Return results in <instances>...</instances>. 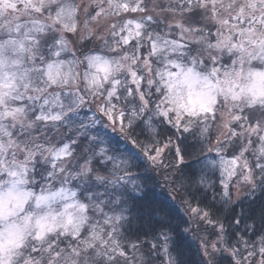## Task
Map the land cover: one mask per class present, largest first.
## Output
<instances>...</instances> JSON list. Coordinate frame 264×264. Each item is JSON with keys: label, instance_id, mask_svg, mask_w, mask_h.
Returning <instances> with one entry per match:
<instances>
[{"label": "snow or ice", "instance_id": "6c2138e0", "mask_svg": "<svg viewBox=\"0 0 264 264\" xmlns=\"http://www.w3.org/2000/svg\"><path fill=\"white\" fill-rule=\"evenodd\" d=\"M141 155L192 157L237 227L187 199L177 222ZM6 199L0 264H264V0H0Z\"/></svg>", "mask_w": 264, "mask_h": 264}, {"label": "trees", "instance_id": "16d2710c", "mask_svg": "<svg viewBox=\"0 0 264 264\" xmlns=\"http://www.w3.org/2000/svg\"><path fill=\"white\" fill-rule=\"evenodd\" d=\"M111 136L117 137L119 139V144L116 145L115 141H113L115 146H118L121 149L122 143H124L125 148H131L132 150L139 152V149L136 145L131 144L130 141L124 140L123 137H120L118 135H115L110 131V129L107 130ZM103 135V133H101ZM134 137L139 138L141 141L144 140V137L140 135V129L137 128L135 133L133 134ZM177 135H180L179 133ZM187 135V134H184ZM193 138H189L188 141H183V138L176 139V137H173V144L178 145L181 150H183L186 146V143H192ZM171 147V146H170ZM198 151V149H197ZM209 156L207 153L205 154ZM192 157L185 156V163L183 165H178L179 170L174 169H164L170 171L169 174L165 176H161L162 173L157 170L156 167H154L148 159H146L145 156H140V161L138 163V167L132 169L133 176H139L141 177L138 180H135L136 183L141 184V186L144 185L145 180H147V187L150 189L149 196H154L155 199H157L159 202H162L165 204L168 208L171 209L173 216L175 217L177 222H181L184 220H191L192 226L195 227V218L190 216L189 209L185 203L180 201L178 197L177 191L179 190L175 184H173V180H176V182L181 187V195L183 197H187V200H193V207L196 206V202H199V206L210 212V214L215 217H219L222 222L225 223V227L228 228L230 231L233 230L235 225H231L229 210L227 208L222 207V203L219 202L218 196L217 199L214 201L213 196H216L218 193V187L215 190L209 189L205 187L206 194H201L197 190V184L195 183L196 179H198V166L199 163L194 164L192 161ZM168 162L176 163L173 159V156L171 153L168 155ZM163 170V171H164ZM196 171L197 175H193V171ZM170 181V182H169ZM170 185V186H169ZM175 186V187H174ZM174 190L175 197L172 196V193L170 190ZM189 193H192L193 195H189ZM184 198V199H185ZM237 212H239V209H237ZM239 218V217H237ZM251 223V221H249ZM144 226L147 227V219L145 220ZM140 227L139 222L135 225L133 223V228ZM211 227V226H210ZM209 227V228H210ZM241 231H244V224H241L238 226ZM249 235L251 233L249 232ZM197 240L195 237L192 239V254L190 256L191 260H197L199 259V255L196 251L197 249ZM224 264H227V261L225 260Z\"/></svg>", "mask_w": 264, "mask_h": 264}, {"label": "rangeland", "instance_id": "374dc122", "mask_svg": "<svg viewBox=\"0 0 264 264\" xmlns=\"http://www.w3.org/2000/svg\"><path fill=\"white\" fill-rule=\"evenodd\" d=\"M111 131V130H110ZM115 135H118L119 136V134L118 133H114ZM213 134H215V129H213ZM201 139H203V138H201ZM121 147V150H124L125 149V145H124V143H122V145L120 146ZM228 158H230V157H228ZM208 160L209 161H213V160H215V161H218L219 160V157L218 156H216L215 154H211V155H209L208 156ZM202 165L201 164H199V166H198V178H199V176H200V170L202 169ZM157 168V170L159 171V172H161L162 173V175L161 176H165V175H167V174H169V172L170 171H168V170H164V169H162V168H159V167H156ZM170 169V168H169ZM164 170V171H163ZM204 171L205 172H207V174L211 177V180L212 181H215V179H216V175H214L212 172H208V170L207 169H204ZM219 168H217V169H215V172L218 174L219 173ZM170 182V181H169ZM173 182V184H175V186L179 189L178 191H177V193H178V197L180 198H177L176 199V196H175V193H174V190L172 189V190H170L171 191V193H172V196L173 197H175V199H176V201H178V199L180 200V201H182L183 203H185V200L187 199V197L185 198V197H183L182 195H181V187H180V185L176 182V180H173L172 181ZM170 186V185H169ZM174 186V187H175ZM37 191H38V189H37ZM185 198V199H184ZM219 202H221L222 203V201L219 199V197H218V199H217ZM197 222H195V224H196ZM134 224L136 225L137 224V222H134ZM208 227H210V226H208ZM142 239H144V237H142ZM146 250V249H145ZM128 251H129V254L131 255V253H132V249L129 247L128 248ZM138 255V254H137Z\"/></svg>", "mask_w": 264, "mask_h": 264}, {"label": "clouds", "instance_id": "9594fccd", "mask_svg": "<svg viewBox=\"0 0 264 264\" xmlns=\"http://www.w3.org/2000/svg\"><path fill=\"white\" fill-rule=\"evenodd\" d=\"M8 199H10V198H8ZM8 199H6L5 203L2 206H0V217H2L5 222H7V220H8V209H9ZM33 211H35V212H37V214H39V210L34 208Z\"/></svg>", "mask_w": 264, "mask_h": 264}]
</instances>
